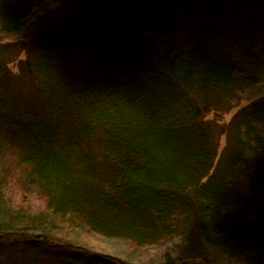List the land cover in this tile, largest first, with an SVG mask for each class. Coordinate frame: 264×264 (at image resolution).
Returning <instances> with one entry per match:
<instances>
[{"label": "trees", "instance_id": "16d2710c", "mask_svg": "<svg viewBox=\"0 0 264 264\" xmlns=\"http://www.w3.org/2000/svg\"><path fill=\"white\" fill-rule=\"evenodd\" d=\"M0 32V235L22 225L38 251L63 220L153 248L148 264H264V0H0ZM20 53L32 94L9 90ZM245 94L216 158L204 115ZM13 187L43 200L31 221Z\"/></svg>", "mask_w": 264, "mask_h": 264}, {"label": "rangeland", "instance_id": "374dc122", "mask_svg": "<svg viewBox=\"0 0 264 264\" xmlns=\"http://www.w3.org/2000/svg\"><path fill=\"white\" fill-rule=\"evenodd\" d=\"M56 1L60 2V0ZM0 43H8L7 38H5L1 32ZM87 56L88 54H85V52H80L79 54L72 56V59L77 63L76 70H79L80 72H77L80 74H82L81 72H89L94 68V66H91L94 63H92ZM25 57L26 55L24 53H20L13 61L8 63V70L10 73V78L8 77L10 79V81L8 80L10 86L9 90H17L21 92L20 94L22 95L32 94L34 86L32 78L26 74V71L24 72V70H22L21 65L18 63L19 60H23ZM28 59L31 60L30 56ZM31 62L33 63V59ZM89 73L88 77H86L89 80H93L94 78V81L100 80L99 77H96L94 72ZM3 94H5L4 88L0 87V99L3 98ZM249 96H251V94H245L237 99V103L233 107L225 110L208 111L205 113L204 120L212 123L215 128L213 141L217 143L216 158H218L224 148L229 145L227 132L235 113L249 100L254 99V97L250 98ZM7 112L9 111L4 112L2 109L0 100V127L5 129L8 128V125H6ZM9 153L12 157L5 155L4 160L15 161V158L17 157H14V151ZM25 192L24 196L21 193L17 194L16 187H13L12 192H7L5 195L8 199L7 202L11 205V210H18V212L25 213L24 215L14 216L17 217L16 221H31V216L29 215L37 214L42 208L43 200L35 196L36 194L33 189H28ZM2 208L4 209V207ZM2 208H0V210ZM61 221L63 220L56 221V223L53 224L57 229H55L53 233H49L46 237L47 239H41V237L34 239L39 243L43 242L41 246L39 245L38 251L25 247V241L29 242L28 238L33 236V234L25 232V236H21V232L23 231L19 230L25 228L22 225L18 224L12 233H4L0 235V264H57L58 261L66 258L72 251H81L87 254L102 253L115 255L122 260H130L142 264H144V262L148 264L147 260L152 258L154 260L158 259V254L154 253L153 248H149V255L141 258L145 251L142 249L137 250L136 246L129 241L105 237L95 232H91L89 229H82L81 227L66 221L62 224ZM26 245H30V243H27ZM225 264H231V262L225 260Z\"/></svg>", "mask_w": 264, "mask_h": 264}]
</instances>
